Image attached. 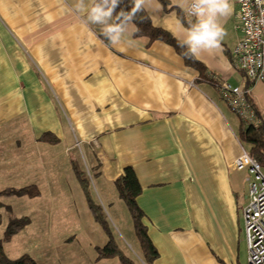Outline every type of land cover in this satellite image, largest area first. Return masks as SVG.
Returning a JSON list of instances; mask_svg holds the SVG:
<instances>
[{
	"label": "crops",
	"instance_id": "obj_1",
	"mask_svg": "<svg viewBox=\"0 0 264 264\" xmlns=\"http://www.w3.org/2000/svg\"><path fill=\"white\" fill-rule=\"evenodd\" d=\"M169 1L185 13L191 3ZM230 3L223 51L198 59L201 73L173 45L135 36L134 22L110 46L104 26L86 23L75 0H0V170L33 173L41 188L40 176L54 174L53 147L67 157L77 150L111 207L115 180L132 166L159 253L152 264H248L250 172L234 164L247 150L239 137L246 123L216 86L247 85L233 64L242 29L238 4ZM147 12L184 38L188 26L176 10L151 0ZM248 90L264 122V81ZM46 133L58 142L43 141Z\"/></svg>",
	"mask_w": 264,
	"mask_h": 264
},
{
	"label": "rangeland",
	"instance_id": "obj_2",
	"mask_svg": "<svg viewBox=\"0 0 264 264\" xmlns=\"http://www.w3.org/2000/svg\"><path fill=\"white\" fill-rule=\"evenodd\" d=\"M53 150L54 174L48 176L50 181L46 175L40 176L42 184L41 188L36 185L37 195H0V241L7 256L16 259L28 254L37 264H122L117 257L110 261L97 259V247L104 246L108 238L91 214L73 170L72 164L76 163L90 177L93 195L104 208L120 247L137 264H145L131 214L118 196L117 188L112 189L118 200L110 207L102 193L101 182L77 150H73L70 157L62 154V146H55ZM26 152L35 153L32 148ZM25 172L8 175L0 170V192L34 185L32 178L36 175ZM24 217L29 218L26 226L7 237L10 223Z\"/></svg>",
	"mask_w": 264,
	"mask_h": 264
},
{
	"label": "trees",
	"instance_id": "obj_3",
	"mask_svg": "<svg viewBox=\"0 0 264 264\" xmlns=\"http://www.w3.org/2000/svg\"><path fill=\"white\" fill-rule=\"evenodd\" d=\"M165 10H176L178 16L181 20L189 26V21L195 22L194 17L189 16L179 7L171 5L169 0H159ZM132 7L131 0H122L117 12L121 9L125 11H130ZM114 22V18H113ZM136 25V30L134 32L135 36H145L149 38L150 42L155 40L165 41L175 47L177 52H179L185 59L188 65L197 68L201 73H203L202 63L197 59H188L184 56L186 49H182L178 46V39L170 33L168 30L156 26L149 13L146 11L137 14V17L133 21ZM138 29V30H137ZM103 39L107 40L102 35ZM108 43V42H107ZM205 76V75H203ZM251 85L250 81H247L246 89ZM256 115L260 118L262 116L258 106L253 101L252 98L248 97ZM241 142L246 146L249 154L255 158L264 167V122L258 125L246 124L240 131ZM43 141H49L52 143L58 142L56 137H51L50 134H45L42 137ZM73 170L75 175L83 189L86 196L87 203L94 220L101 226L104 233L106 234L108 240L107 243L102 247H97L98 258H115L117 257L122 264H137L128 254H126L117 242L115 233L110 225L107 215L104 211L102 205L96 200L93 195L92 184L90 177L86 172L80 168L76 163H73ZM115 186L119 193L120 198L126 204L129 213L131 214L133 225L135 229V234L139 241L142 257L144 261L148 264H152L154 260L159 256L158 250L153 244L151 238L148 235L147 227L143 223L144 212L140 208L137 202V197L142 191V186L139 178L136 174L135 169L132 166H127L124 168L123 173L115 180ZM38 188L36 185H31L20 190L6 189L0 192V195H12V194H30L37 195ZM29 222L28 217L22 219H14L7 230V237H11L15 233L21 231L26 224ZM0 264H37L36 260L28 255L24 254L16 259H11L7 256L2 242L0 241Z\"/></svg>",
	"mask_w": 264,
	"mask_h": 264
},
{
	"label": "built area",
	"instance_id": "obj_4",
	"mask_svg": "<svg viewBox=\"0 0 264 264\" xmlns=\"http://www.w3.org/2000/svg\"><path fill=\"white\" fill-rule=\"evenodd\" d=\"M235 1L239 7L242 38L235 46L233 64L243 72L247 81H264V0ZM216 86L230 108L246 124L258 125L261 122L249 102L248 88L226 81L216 82ZM234 164L237 169L250 172L249 202L243 209L248 264H264V167L245 149Z\"/></svg>",
	"mask_w": 264,
	"mask_h": 264
},
{
	"label": "clouds",
	"instance_id": "obj_5",
	"mask_svg": "<svg viewBox=\"0 0 264 264\" xmlns=\"http://www.w3.org/2000/svg\"><path fill=\"white\" fill-rule=\"evenodd\" d=\"M121 2L122 0H75L74 10L78 14H86V23L103 25L104 38L115 48L124 41L128 26L133 23L137 14L146 11L151 5V0H131L130 11L121 9L117 12ZM189 14L196 18L195 22L189 21L188 28L182 29L184 38L178 39V46L186 49L184 56L197 60L203 55L215 56L222 53L226 31L221 18L231 16L230 0H191Z\"/></svg>",
	"mask_w": 264,
	"mask_h": 264
}]
</instances>
